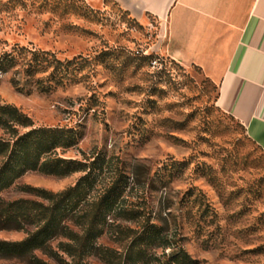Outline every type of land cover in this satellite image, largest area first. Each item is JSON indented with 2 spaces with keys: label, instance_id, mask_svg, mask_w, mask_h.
Instances as JSON below:
<instances>
[{
  "label": "rangeland",
  "instance_id": "374dc122",
  "mask_svg": "<svg viewBox=\"0 0 264 264\" xmlns=\"http://www.w3.org/2000/svg\"><path fill=\"white\" fill-rule=\"evenodd\" d=\"M81 1L84 15L67 7L69 0H0V54L17 45L59 60L87 59L76 82L48 92H17L11 72L1 74L0 103L18 108L32 127L77 131V143L57 149L60 156L101 151L110 158L92 197L109 184L118 159L129 176V200L144 197L152 218L197 264H264V150L216 105L212 69L168 56L160 23L150 14L135 18L114 0ZM80 174L27 171L0 199L30 197L23 185L57 192ZM25 236L0 229V240ZM58 240L49 242L53 252ZM98 243L122 249L108 233ZM32 253L56 264L41 249ZM155 255L162 259V249ZM85 261L106 264L95 256ZM0 264H29L28 256L0 258Z\"/></svg>",
  "mask_w": 264,
  "mask_h": 264
},
{
  "label": "trees",
  "instance_id": "16d2710c",
  "mask_svg": "<svg viewBox=\"0 0 264 264\" xmlns=\"http://www.w3.org/2000/svg\"><path fill=\"white\" fill-rule=\"evenodd\" d=\"M67 7L79 15L85 14V8L79 12L83 9L81 0H69ZM86 62L80 55L59 60L48 51L13 45L0 54V75L11 72L9 83L17 92H48L76 82ZM31 125L29 117L18 108L0 103V128L7 134L0 138V191L27 171L56 177L81 174L72 185L57 192L23 185L21 191L30 197L0 199V229L26 233L19 241L0 240V258L28 256L29 264H49L33 255L34 250L41 249L56 264H89L85 261L89 256L106 264H197L177 244L174 235L170 240L163 225L152 218L144 197L129 200V176L118 159L109 184L92 197L93 189L111 164L110 158L101 151L81 158L60 156L57 149L77 143V131ZM123 222H134L136 226ZM107 233L122 245L120 251L98 243ZM57 238L53 252L49 242ZM171 247L172 252L165 253ZM158 248L162 249V259L155 255Z\"/></svg>",
  "mask_w": 264,
  "mask_h": 264
},
{
  "label": "crops",
  "instance_id": "0c3cea01",
  "mask_svg": "<svg viewBox=\"0 0 264 264\" xmlns=\"http://www.w3.org/2000/svg\"><path fill=\"white\" fill-rule=\"evenodd\" d=\"M153 16L176 61L212 69L216 105L264 150V0H114Z\"/></svg>",
  "mask_w": 264,
  "mask_h": 264
}]
</instances>
